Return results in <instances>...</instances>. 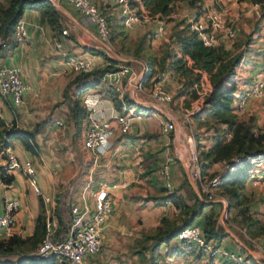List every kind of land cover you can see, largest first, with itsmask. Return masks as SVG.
Here are the masks:
<instances>
[{
  "label": "crops",
  "instance_id": "crops-1",
  "mask_svg": "<svg viewBox=\"0 0 264 264\" xmlns=\"http://www.w3.org/2000/svg\"><path fill=\"white\" fill-rule=\"evenodd\" d=\"M51 1L59 7V9L54 8L59 13L61 30H65L66 33L61 34V32L51 30L41 18L40 10L25 9L20 19L24 23L28 35L27 42L25 44H15L0 56L1 61L5 64L19 65L21 77L29 86V90L23 95L21 103L17 106L11 104L9 96H0V120L3 123L2 126L0 125V144L2 143L1 132L3 128L13 125L17 129L30 130L34 125L42 123L38 132L34 135L38 156L35 157L25 151L18 140H11L8 143L9 148L22 164H29L33 167L40 193L43 197L49 199L48 203H44L46 208L53 209L55 205L58 206V201L64 200L63 194L67 195V199L64 202L66 206H69L72 201L76 200L77 194L83 190L86 183H89V186L86 188L85 193L96 188L101 183L109 185L111 209L104 222V229L100 237V250L95 255L86 256L87 264H191L194 258L196 264H201V260L197 256L191 258L180 256L179 251L176 249L177 243L173 240L170 241L171 250H176L178 254L171 256L160 252L162 244L154 253L151 252V241L145 239L146 235L144 233L153 232L161 216L166 215L171 218L177 213V210L169 202L158 204V198L161 193L158 190V192L156 191V187L162 184L156 171L168 145L169 135L160 134L158 129L160 121H167L165 115L159 114L134 122L130 131L124 135L114 132L110 138V148L95 159L82 148V131L80 130L78 137H74L72 120L68 116L66 109L68 101H64L62 97L64 87L77 73L73 69L70 60L73 58L90 59L93 62L94 69L103 68L107 64L103 58V55L106 56L104 51L106 47L105 43L98 39L93 26H86L81 23L80 15L75 12L71 5L65 0ZM93 2L107 16L109 31L123 29L127 35V40L134 42L148 29V35L150 33L151 37L149 53L156 56L160 54V48H158L160 39L152 38L155 23L144 27L132 26L124 28L112 0H93ZM182 2L185 1L176 2L174 7L180 5L186 7L187 5ZM209 2L210 0H201L198 3H201L200 5L202 6H207L206 3ZM221 2L229 3L231 8L235 10L244 9L243 12L239 11L237 15L246 17L244 22H248L246 26L242 25L241 31L238 28L236 31L234 29V36L236 34L237 39L245 36H250L251 38L247 47H252V50L248 52L249 54L247 53L246 62L244 66H240L241 73L239 74L241 78L244 76L242 71L245 74H250L252 80L250 81L246 77H244L246 78L245 80L239 78L235 93L241 98L248 99L247 89L260 76L262 63L259 64L256 60L258 55L260 58L264 55V18H260L261 12L264 11V0H221ZM188 10L190 11L192 8L188 7ZM174 12L177 15V19L183 16V13ZM172 22H166L163 37L166 38L168 35ZM224 36L221 37L223 38ZM113 40L115 41L117 38H113ZM56 41L60 44L58 49H55L54 46ZM219 44L230 48L232 54L244 48V45H241L238 49H233L234 47L232 46L227 47V44L221 39ZM83 48L93 49L103 55L91 54ZM263 61L264 56L262 58ZM130 62L132 65H138L137 60ZM244 68H247V70H244ZM163 84L172 94V86L169 80L164 81ZM75 88L77 86L72 84L68 87L67 93H73L72 91ZM124 90L130 92V88L125 83ZM86 97L95 99L105 118H109L110 109L117 110L118 105H116L115 95L102 91L97 85L91 89L89 88L80 96V103ZM248 102L250 103V101ZM251 107L252 109L255 108L254 105H251ZM54 119H59L62 125L56 127L52 122ZM172 120H174L173 116ZM175 132L176 129L171 133ZM126 135H129V138L133 136L134 139L145 137L147 141L156 147L159 146V149H161L159 161L155 160V157H149L152 166L157 163L152 177H149L148 173H146V171H149L148 168H133L132 165H129L131 158L127 155L128 152L126 150H122L128 145V141L122 139ZM174 139L175 135L173 134L170 139L171 144ZM119 140L120 144L118 143ZM72 141L77 142L79 147H76L75 144L72 145ZM76 150H78V153ZM148 150L149 147L144 149L140 160L145 159L149 154ZM135 164L138 163L135 162ZM146 164L145 159L144 165ZM220 164L221 162L212 164L208 171L213 172L214 168ZM0 168H7L2 157V150H0ZM6 171L13 176V180L8 185L0 182V212L4 199H18L20 207L14 214V227L11 231L17 235H27L33 229L34 219L38 213V199L40 200V198L31 191L22 174L8 168ZM92 172H94L93 177H90L89 174ZM169 175L171 188L176 189V193L181 197L184 198L186 193L189 194L190 189L194 192L188 182L186 171L179 161L176 165H170ZM263 179V163L255 166L251 165L244 193L250 198V211L260 217L264 215V196L262 192L254 193V190L255 186L264 187V185L254 181ZM145 197L149 198L143 200ZM184 200L187 205L191 206V200H186L185 198ZM205 203L207 206L202 209V214L193 221V223L200 226L203 221V215L207 214L210 209L209 205H213L212 210L215 213L218 207V205H214L216 202L207 201ZM216 224L217 217L214 228L218 232ZM225 229L222 232H218V234H224V236L215 239V241L221 249L238 252L239 247L243 244L233 239V237L231 238ZM232 239L234 241L233 244L230 243ZM203 264L208 263L206 261ZM209 264L232 263L222 257H218L211 260Z\"/></svg>",
  "mask_w": 264,
  "mask_h": 264
},
{
  "label": "built area",
  "instance_id": "built-area-1",
  "mask_svg": "<svg viewBox=\"0 0 264 264\" xmlns=\"http://www.w3.org/2000/svg\"><path fill=\"white\" fill-rule=\"evenodd\" d=\"M65 1L80 15L81 23L86 26H93L98 39L108 44L107 16L97 8L93 0ZM217 1L210 0V5L201 10L197 19H184L188 24V30L206 47L217 46L221 39L220 33L232 36L234 32L233 29H228L222 25L219 11L212 7L213 3H217ZM112 3L118 11L124 28L144 27L155 23V29L152 32V38L154 39L163 38L165 25L169 19H177L174 11L164 18H158L156 15L152 16L147 12L138 13L130 7L129 0H112ZM200 6L203 8L202 5ZM65 33V30L61 31V34ZM27 40L28 35L24 23L19 19L14 26L11 41L15 44H25ZM54 46L55 49L60 48L59 42L56 41ZM127 59L130 61L137 60L130 57H127ZM137 62V69H133L131 65H118L116 71L103 74L98 81L97 86L102 91L114 94L117 100V110L110 109L109 118L103 116L102 109L98 107L95 99L86 97L81 102L84 108L81 121V145L94 159L103 155L110 148V138L114 132L124 135L130 131L134 122L163 114L167 121L162 120L159 122L160 134L168 135L176 129V123L172 120V111L170 110L172 94L163 84L164 81L169 80L170 71L165 68L162 69L158 74L157 81L144 87L141 78L147 71V65L143 60H137ZM70 63L77 73H87L94 69L93 62L90 59L73 58ZM234 72L236 76L239 74V65L234 68ZM124 83L130 88V92L124 90ZM28 90L29 86L21 77L19 65L5 64L0 59V96H9L11 104L17 106ZM192 90L195 96L182 114V121L186 122L188 126H190L192 116L201 109L203 99L209 90L208 81L204 75L193 84ZM263 92L264 61L260 76L247 89V97L259 98ZM244 99L239 96L236 99L235 111L237 114H241L245 108L246 101ZM132 102H136L138 106L133 105ZM52 122L56 127L62 125L59 119H54ZM180 140L181 142H178V139L176 141V138L173 140L176 148L178 146V151L181 152H178V159L186 171L189 181L198 191L199 198L203 196L208 202H219L224 206V199L216 195L215 190L219 174H223L227 169L232 170L230 164H223L222 170L211 177L205 176L200 170L197 149L192 144L191 136L184 134ZM181 155H183V158ZM4 160L8 169L15 170L24 176L28 187L40 198L43 204L49 202V199L43 197L40 193L36 173L31 165L22 164L9 147L4 149ZM261 160L260 156L248 158L250 164ZM170 163V158L166 153L156 171L163 187L168 191L172 190L169 175ZM254 182L263 183L264 185L263 180ZM88 186L89 183H86L83 190L77 194L76 200L70 203L65 230L60 233L56 229L54 220L52 218L47 219L44 236L35 248L28 252V255L40 259L54 258L63 264H87L86 256L95 255L99 252L104 222L111 209L109 185L101 183L85 193ZM19 207L20 202L18 199L8 198L2 201L0 231L6 235H10L9 231L14 227V214ZM173 241L177 243L176 249L179 251L180 256L186 258L197 256L201 260V264L218 257H222L232 264H264V252L252 239L247 238V241L253 246L251 251L254 253L248 258L245 250V253H242L221 249L215 239L207 238L202 232L201 226L196 223L179 230ZM241 247L244 249L245 246L241 245ZM170 249V242L164 243L161 245L160 252L167 253ZM258 257L262 261H259Z\"/></svg>",
  "mask_w": 264,
  "mask_h": 264
},
{
  "label": "trees",
  "instance_id": "trees-1",
  "mask_svg": "<svg viewBox=\"0 0 264 264\" xmlns=\"http://www.w3.org/2000/svg\"><path fill=\"white\" fill-rule=\"evenodd\" d=\"M179 1L184 0H132V2H129V5L138 13L147 12L149 15L164 18L173 11L174 4ZM185 1L188 4L193 3L189 7L194 9H197L196 6L200 2V0L190 1V3L188 0ZM25 9L40 10L41 18L51 30L55 32L62 31L59 24V13L50 1L0 0V56L15 45L11 41V36L16 22L20 19ZM260 18H264V11L261 12ZM168 21H173L167 35V40L169 44H172L173 50L164 53V57L161 53L162 57H160V61H155V54L150 55V57L152 56L150 59L146 58L143 54H139L142 50L137 46L145 34L134 42H130L127 40L124 30L113 29L109 31L108 26V38L110 35L111 39H120L121 43L124 40H126V43H132V46L128 47L129 55L133 59L142 58L147 61L148 70L141 78V83L144 87H147L151 82L157 81L153 72L155 71L154 68L158 65L162 69L165 68L175 76L182 78L183 83L181 85L185 88L191 89L201 76L204 75L206 77L209 85L208 93L203 99L201 109L192 118L200 122L203 120L202 123L205 126L207 125L206 128H209L210 124H218L224 125L225 129H222L220 133H212L209 138L210 145L204 151L201 150L199 152L202 163L200 170L203 168L207 171L212 164L218 162H221L222 165L230 164L232 170L227 169L223 174H219L215 193L224 199L227 212L231 210L235 211V215L238 218L237 222L245 230L247 236L254 234L259 236L257 245L264 252V215L261 217L256 216L250 211L249 202H246L247 195L244 193L245 183L251 166L249 165L248 158L260 156L262 159L264 156V131L260 129L255 131L250 121L239 119L235 111V102L238 98L235 95L238 79L236 78L234 68L240 62L241 53L239 51L237 57L234 58L233 54L230 53L231 49L224 47L222 44H218L215 47L204 46L188 30V24L183 18L169 19ZM83 49L91 54L103 55L90 48ZM149 54H147V57ZM103 58L107 63L103 68L93 69L87 73H76L62 91L64 101H68L66 109L68 116L72 120L75 136L80 133L81 121L84 115V108L79 99L80 96L89 88L96 86L103 74L116 71L118 65L130 66L132 64L131 62L109 59L105 55H103ZM72 84L77 86L74 89L76 90L75 97H71L67 93L68 87ZM179 94H182V91ZM0 125H3L1 120ZM41 126L42 123L36 124L30 130L17 129L13 125L3 128L1 132V144L8 147L9 141L18 140L25 151L36 157L38 156V148L34 143V135ZM228 134L229 137L226 138ZM6 170L7 168H0V182L4 185L10 184L13 180V176L8 174ZM148 172L146 171V173ZM158 191L161 193L158 198V204L170 202L177 210V213L171 218L166 215L161 216L158 226H156L151 234L146 235L145 239L151 241V252L153 253L158 250L161 244H166L173 240L179 230L193 224L194 219L201 215L202 209L207 206L205 203L207 201L203 196L198 198L192 191L188 199L192 201L191 206L187 205L184 198L176 193V189L168 191L165 187L160 186ZM148 198L145 197L143 200H147ZM219 204V202H216L214 205ZM209 206L210 209L207 214L203 215L202 232L207 238L219 239L224 234L220 235L215 231L214 226L217 213L212 210V204ZM59 225H61L60 222L58 223V227L60 228L57 229L62 233L65 230V226ZM44 233L45 225L43 217L38 212L34 219L31 235L23 238L12 234L7 238L0 239V257H2L0 264H63L54 258L40 259L28 255V252L34 249L40 242ZM27 239L31 241V245L29 248L21 251L19 246ZM246 244L248 249L253 250V246L248 241ZM238 250L245 253L242 247H239ZM10 254H14L16 257L12 259L4 257ZM167 254L172 256L178 253L176 250L170 249ZM245 254L250 258L248 253Z\"/></svg>",
  "mask_w": 264,
  "mask_h": 264
},
{
  "label": "rangeland",
  "instance_id": "rangeland-1",
  "mask_svg": "<svg viewBox=\"0 0 264 264\" xmlns=\"http://www.w3.org/2000/svg\"><path fill=\"white\" fill-rule=\"evenodd\" d=\"M188 1L190 3V1L193 2L194 0H188ZM129 2H132V0H129ZM200 2H201V0H200ZM182 3L186 4L187 6L186 7L184 5H180V6H176V7L173 6V11H178L179 13H183V16L180 17L183 19H189V18L190 19H192V18L197 19L199 17L201 10L205 9V7H206L204 5L203 8H201V6H200L201 3H199L198 5L196 4L197 9L192 8V10L189 11L188 10L189 5L193 4V3L188 4L187 1L182 2ZM206 5L209 6L210 3H206ZM212 7L216 8L219 11L221 23L223 26L227 27L228 29L231 28L233 30L235 29V31H236L237 28L240 30L242 25L246 26V24H248V22L247 23L244 22L246 17L241 16V15H239V16L237 15V14H239V11L243 12L244 9L243 10L232 9L231 6L229 5V3H222L221 0H218L217 3H213ZM235 13H236V15H235ZM148 32H149V30L147 29L146 32L144 33L145 36H142L143 38L139 42L137 47H140V50H142L141 53H139V54H143L144 56H146V58L150 59L152 57V56L150 57V55H152V53L149 54V49H150L149 42L151 40V37H150V33L148 35ZM223 35H225V36L223 38L222 37H220V38H221V41H223L225 44H227V47L232 46V47H234L233 49H235V48L238 49V48H240L241 45H244V48L241 49L240 52L238 51L239 53H241V56H242L241 57L242 59H240V62L238 65H239V67L242 65L244 66V64L246 62L245 58H246V56H248V54H249L248 52H251V50H252V47H250V46L247 47V44H249V42L251 41L250 36L244 35L245 37L237 39L236 34L234 36V32H233L232 36H228L227 34L220 33V36H223ZM167 39H168L167 36H166V38L163 37L162 39H160V42L158 44V48H160L159 53L160 54L162 53V55L169 50H173L172 44H169ZM108 40L109 41H108L107 47L109 49L108 48L104 49L107 58L117 60L116 56L113 55L111 51L115 52L118 57H120V58L122 57V59H127V57L132 58L129 55V48H128V47L132 46V43H126V40H124L123 43H121L120 39H117L114 41L113 39H111L110 35H109ZM118 49H119V52H118ZM238 52L233 53L234 58L237 57V55L239 54ZM230 53H232V51ZM147 54H149L148 57H147ZM160 54L158 56H154L155 61L161 59L160 57H162V56ZM263 56H261V58H260L258 55V58L256 61H258L259 64L260 63L263 64V62H262ZM163 57H164V55H163ZM118 60L120 61V59H118ZM137 60L141 61L143 59L137 58ZM143 61L147 65V61L145 59ZM131 66L133 67V69L138 68V66L135 64H133V65L131 64ZM246 66L249 67V65H247V64H246ZM154 69H155V71L153 72V74L155 75V78L157 79L158 74L160 73L162 68L158 65ZM245 69L247 70V68H244V70ZM147 70H148V67H147ZM239 73H241V67H240ZM242 74H244V76L242 78H241L240 74H238L236 76V78L238 80H239V78H241L242 80H245L246 78H249L250 81L252 80V77L250 76V74H247V73L245 74V73H243V71H242ZM169 76H170L169 83L172 86V88H171L172 89L171 90L172 91V100L170 103V110H172V112H173L172 116L174 117V122L176 123V132L175 133L170 132L168 134L169 135L168 136V145H167V150L164 153V155L167 153V155L171 161L170 165L178 164V161H179L178 156H179V153H181V152L178 151V146L176 148L175 141L172 144L170 143L171 142L170 139L173 137V134H174L176 141L178 139V142H181L180 139L183 137L184 134H187V135L191 136L192 141H193L192 144L197 149V153H198V157H199V161H200V166H201L202 163H201V159L199 156V152L201 150L204 151L205 148L208 145H210L211 142H210L209 138L211 137L212 133H214V132L220 133L222 129H225V126L224 125H218V124H210L209 128L208 127L206 128L207 125L206 126L203 125V123H202L203 120H201V122H200V121L195 120L194 118L190 119V126H188L186 124V122L182 121L183 120L182 119L183 110L188 108L190 101L194 98L193 97L194 92H192L193 90L191 91L192 88L191 89L187 88V87L185 88L184 86L181 85L183 83L182 78L175 76L171 72H170ZM244 77H246V78H244ZM185 81H187V80H185ZM75 91L76 90L73 91L74 93L69 92V95H71V97H75ZM181 91H182V94H179V93H181ZM236 97H238V95H236ZM244 100L246 101V107L242 111L241 114H238L239 119L244 120V121H250V123H251V125L255 131L258 129L264 131V129H263L264 128V92L259 98L253 99V98L248 97V99L245 98ZM248 101H250V103ZM251 105H254L255 108L252 109ZM248 113H250V114H248ZM73 136H74V134H73ZM74 137H78V135L74 136ZM228 137H229V134L226 136V138H228ZM122 139H125L128 141V145L122 150H126L128 152V154L127 153L126 154L131 158L129 165H132L133 168H138V167L140 169L148 168L149 169L148 175H149V177H152L154 175V171L156 169L157 163H155V166L154 165L152 166L150 163V158L155 157V160L159 161V159H160L159 156L161 155V152H162L161 149H159V146L156 147L155 145L151 144L149 141H147V139L145 137L144 138L138 137V138L134 139L133 136L129 138V135L128 136L126 135V136H123ZM120 140L118 141L119 144H120ZM71 143H72V145L75 144L76 147H79L77 142L72 141ZM178 145L180 146L179 143H178ZM148 147H149V150H148L149 154L145 157L147 164L144 165L145 159L140 160V157H142V155L144 153V149H146ZM150 147H152V148H150ZM5 148H6V146H4L3 144H0V150H2L3 159H4V149ZM76 151L78 153V150H76ZM181 156L183 158V155H181ZM86 161H88V159H86ZM135 162H137L138 164H135ZM262 163L264 165V156H263L261 161H259L257 163L249 164V165L255 166V165L262 164ZM220 165H222V163ZM220 165H217L214 168L215 170H213V172L208 171V170L205 171V169L201 168L202 174L205 176L211 177L212 175L219 173L222 170V167H220ZM93 174H94V172L89 174L90 177L91 176L93 177ZM160 186L161 185H158V187H156V191L158 190V188ZM184 186H186V185H184ZM258 192H262V194L264 196V187L258 186V185L255 186L254 193H258ZM190 194H191V190H189V194L186 193V195H184V198L186 200H188L190 197ZM63 198H64V200L67 199V195L63 194ZM64 200H62V201L59 200L58 206L55 205V208L51 209V208H46L45 204H43V202L38 199V212L41 213V215L43 217L44 225H45V222L47 221V219L52 218L55 222L56 229L60 228V227H58L59 222L61 223V225H59V226H63V225L66 226V222H67V218H68V214H69V206L68 205L66 206ZM249 200H250V198L247 196L246 202L248 203ZM225 206L226 205L222 206L219 204L217 209H216V213H217L216 214V217H217V224L216 225H217L218 232H222V231H224L223 229L226 228V230L236 240H238L240 243H242L246 248H247V244H246L247 238L252 239L255 243H258L259 236H257L256 234H254L252 236H247L245 234V230L242 227H240V224H238V222H237L238 218L235 215V211L234 210H231L230 212L223 211ZM221 212H222V214H221V217L219 219V215ZM22 228H24V227H22ZM32 232H33V229L27 235L26 234L23 236H21L19 234L18 235L23 237V238H26L29 235H31ZM9 233H10V235L14 234L12 231H9ZM144 234L149 235L151 233H149V234L144 233ZM8 236L9 235H6L5 233L0 231V239L7 238ZM229 239H230V237H229ZM233 239H232V241H230V243H232V244L234 242ZM30 245H31V241L27 239L19 247L21 248V251H23L24 249L29 248ZM261 255H263V254H261ZM4 257L12 259V258H15L16 256L14 254H10V255H7ZM258 258H259L258 259L259 261H262V259L260 257H258ZM0 259H2V257H0ZM194 259H192L191 264H196L194 262ZM210 262H211V260L207 261L208 264Z\"/></svg>",
  "mask_w": 264,
  "mask_h": 264
},
{
  "label": "water",
  "instance_id": "water-1",
  "mask_svg": "<svg viewBox=\"0 0 264 264\" xmlns=\"http://www.w3.org/2000/svg\"><path fill=\"white\" fill-rule=\"evenodd\" d=\"M48 1H50L51 4H52L56 9H59V7H58L56 4H54L51 0H48ZM105 47L108 48L106 44H105ZM108 49H109V48H108ZM111 52H112L113 55L116 56L117 60L120 59L121 62H122V61H123V62H130V60H128V59H122V58L118 57L117 54H116L115 52H113V51H111ZM132 104L138 106V104H137L136 102H132ZM188 182H189L190 186L192 187V189H193L194 193L196 194V196L199 198L198 191L193 187V185H192V183L189 181V179H188ZM210 202H213V201H210ZM223 211H226V206H225V208H224ZM221 214H222V212H221L220 215H219V219H220V217H221ZM225 231H226L231 237H233V236H232V235H231L226 229H225ZM233 238H234V237H233ZM234 239H235V238H234ZM244 250H245L249 255H253V254H254L251 250H249V249H247V248H245V247H244Z\"/></svg>",
  "mask_w": 264,
  "mask_h": 264
}]
</instances>
